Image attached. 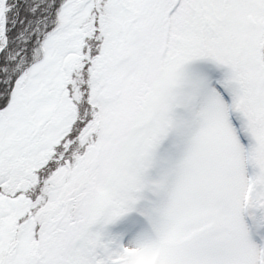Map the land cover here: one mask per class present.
<instances>
[{"label":"snow or ice","instance_id":"obj_1","mask_svg":"<svg viewBox=\"0 0 264 264\" xmlns=\"http://www.w3.org/2000/svg\"><path fill=\"white\" fill-rule=\"evenodd\" d=\"M0 264H264V0H0Z\"/></svg>","mask_w":264,"mask_h":264}]
</instances>
